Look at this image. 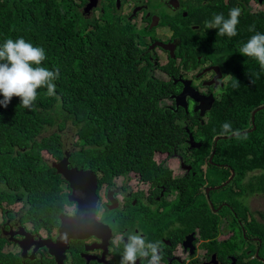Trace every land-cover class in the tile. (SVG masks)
<instances>
[{
	"label": "trees",
	"instance_id": "1",
	"mask_svg": "<svg viewBox=\"0 0 264 264\" xmlns=\"http://www.w3.org/2000/svg\"><path fill=\"white\" fill-rule=\"evenodd\" d=\"M102 10L89 19L76 0H0V45L22 37L45 50L43 66L59 69L55 95L39 89L34 110L19 106L16 97L0 107V211L5 220L16 214L21 225L32 223L35 231L57 227L58 216L71 204L67 183L51 164L60 163L66 151L71 167L104 180L130 171L142 175L155 152H170L171 141L187 138L178 116L161 105L176 89L153 75L150 52L140 46L142 31L117 17L115 6ZM239 24L230 38L238 47L255 32L264 34L263 28L250 32ZM243 61L231 68L236 98L228 114L225 110L215 126L199 133L214 139L246 132L225 139L232 154L243 158L236 170L264 173V111L257 113L255 124L250 121L264 107V71L255 60ZM225 123L230 130L220 128ZM69 125L76 130L74 150L62 141ZM53 127L57 131L42 136ZM219 147L228 151L224 142ZM15 205H22L18 213L9 209ZM10 243L0 229V264H53L47 257L31 261L7 252Z\"/></svg>",
	"mask_w": 264,
	"mask_h": 264
},
{
	"label": "flooded vegetation",
	"instance_id": "2",
	"mask_svg": "<svg viewBox=\"0 0 264 264\" xmlns=\"http://www.w3.org/2000/svg\"><path fill=\"white\" fill-rule=\"evenodd\" d=\"M76 2L82 12L89 3ZM97 3L87 18L95 17L96 13L98 18L103 5L111 4L117 17L142 31L140 46L150 52L153 75L161 72L166 80L155 78L171 83L176 89V94L164 99L161 105L166 112L178 116L175 120H179L187 138L171 141L170 152H155L152 166L143 167L142 175L130 171L101 180L95 174L96 220L111 231L105 255L104 250L98 249L101 241L94 236L71 240L63 264H119L123 246L116 247L114 241L132 231L142 233L148 241L160 242L162 264H264V184L253 178L256 171L236 170V163L243 162V158L233 155V147L225 141L246 132L219 134L214 139L199 133L206 126H215L225 110L228 114L231 101L236 98L231 68L244 58L239 54L240 47L230 38L216 35L215 29L206 30L204 23L215 14L222 13L227 18L229 10L235 7L241 9V28L249 30L254 25L256 29H264V0H97ZM157 42L170 48L150 50ZM158 51L165 57L163 66ZM161 66L166 67L165 72ZM182 83H190L200 99L195 103L187 97L186 110L176 109L175 98L182 93ZM197 108L200 110L195 112ZM222 142L227 145L226 153L220 150ZM66 147L75 148L69 144ZM69 169H75L71 162ZM65 193L71 195L68 184ZM67 207L72 210L66 215L73 217L77 206H65L62 214ZM15 215L4 219L0 228L10 244L19 247L16 241L23 237L16 232L21 227L34 238L56 240L60 219L51 231L42 228L35 231L33 226L21 225L20 217ZM34 246L33 243L28 257ZM19 250L21 255L20 247ZM41 257L55 264L45 246L35 252V259Z\"/></svg>",
	"mask_w": 264,
	"mask_h": 264
},
{
	"label": "clouds",
	"instance_id": "3",
	"mask_svg": "<svg viewBox=\"0 0 264 264\" xmlns=\"http://www.w3.org/2000/svg\"><path fill=\"white\" fill-rule=\"evenodd\" d=\"M240 15L241 9L234 7L229 10L227 18L222 13L215 14L212 19L205 21L204 28L215 29L218 36L235 37ZM249 31L254 32L255 26H250ZM239 54L255 60L264 71V34L255 32L242 44ZM45 60V50L22 37L15 40L6 39L0 45V107L6 108L16 97L20 101L19 106L31 111L35 108L39 89H46L45 95L49 97L55 95V81L58 79L59 69L50 70L43 66ZM236 85L239 86L237 81ZM252 123L255 124V119ZM222 127L225 131L231 128L229 123ZM255 171L257 174L253 178L260 180L261 171ZM114 244L116 247L123 246L119 264H137V261L139 264H162L163 252L160 242L148 241L140 232L125 233L115 240Z\"/></svg>",
	"mask_w": 264,
	"mask_h": 264
},
{
	"label": "water",
	"instance_id": "4",
	"mask_svg": "<svg viewBox=\"0 0 264 264\" xmlns=\"http://www.w3.org/2000/svg\"><path fill=\"white\" fill-rule=\"evenodd\" d=\"M89 3L84 8L83 14L88 15L92 9L97 6V0H88ZM156 47L168 50L169 45L162 43H154L150 50H154ZM180 82V81H178ZM177 82H174L176 84ZM182 93L175 98L176 109L181 107L186 110L185 99L188 97L195 103L200 102L197 94L190 88V83H182ZM174 100V99H173ZM200 108L195 109V112ZM264 111V107L256 110L252 114L254 121L258 112ZM191 142H194V137L189 134ZM193 147L197 145L192 143ZM70 153H66V156L60 163L52 164L51 168L55 173L60 176L70 187L71 195L68 197V201L71 204L77 206V211L73 217L66 214L58 216L61 225L58 227V236L55 241L48 238L37 237L34 238L30 233H24V227L20 228V232H16L23 238H19L16 242L21 249V257L23 259H29L33 261L35 259V252L41 246H45L48 254L54 258L55 264H63L65 259V253L68 250L69 242L71 240H84L92 236L101 241L98 249H102L103 256L105 255V249L108 244V240L111 236V231L108 226L102 225L96 220V204H97V178L91 171H79L77 169H69L70 167ZM7 235V232H4ZM11 233V232H10ZM29 237V238H28ZM33 239V241L31 240ZM13 237L10 238L12 240ZM34 243V249L28 257V252L31 245Z\"/></svg>",
	"mask_w": 264,
	"mask_h": 264
},
{
	"label": "rangeland",
	"instance_id": "5",
	"mask_svg": "<svg viewBox=\"0 0 264 264\" xmlns=\"http://www.w3.org/2000/svg\"><path fill=\"white\" fill-rule=\"evenodd\" d=\"M98 14L96 13L95 14V17H97ZM158 53L161 55V62L160 64L163 66L164 65V62H165V57L163 55L162 52L158 51ZM158 79H164L166 80V78L164 76H162L161 72H156L154 74ZM54 131H57V128L56 127H53V128H50L48 131L44 132L42 134V136L46 135V134H49V133H52ZM61 136H62V141H64V144H69L70 145V148H74L75 147V143L77 141V136H76V130H75V127H73L72 125H69L66 130H64L63 132H61ZM43 158L44 160L46 161H50L49 158L50 156L46 153H43ZM51 162V161H50ZM260 182H262L264 184V177H262L260 179ZM65 191V189H64ZM255 199L253 198L252 199V202L254 201ZM258 203V201H257ZM12 212L14 213H18L21 209H22V205H15L13 207H10L9 208ZM71 208H68L66 209V213L65 214H69L71 213ZM3 220H4V216L2 214V212L0 211V226L2 225L3 223ZM27 226L31 227V223L28 224ZM5 250L8 252V251H11V252H14V253H19L20 250H19V247L16 246V245H13V244H7L6 247H5Z\"/></svg>",
	"mask_w": 264,
	"mask_h": 264
}]
</instances>
